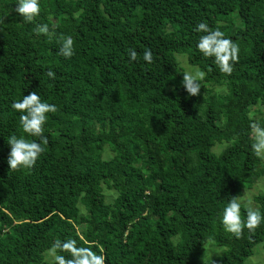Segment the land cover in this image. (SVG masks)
Returning <instances> with one entry per match:
<instances>
[{"label":"trees","instance_id":"trees-1","mask_svg":"<svg viewBox=\"0 0 264 264\" xmlns=\"http://www.w3.org/2000/svg\"><path fill=\"white\" fill-rule=\"evenodd\" d=\"M17 2L0 0V264H51L57 239L105 264H242L264 249V221L239 239L221 223L229 200L264 176L249 136L251 123L264 127V0H39L34 23ZM199 22L239 45L230 76L198 50ZM176 56L206 73L198 96L182 87ZM32 92L58 111L35 166L14 171L9 137L39 142L11 107ZM252 202L264 214V184ZM208 243L218 253L203 261Z\"/></svg>","mask_w":264,"mask_h":264},{"label":"clouds","instance_id":"clouds-1","mask_svg":"<svg viewBox=\"0 0 264 264\" xmlns=\"http://www.w3.org/2000/svg\"><path fill=\"white\" fill-rule=\"evenodd\" d=\"M16 12L23 17V21L34 23L41 13L39 0H18ZM197 32L206 33L202 35L197 44L198 50L205 58H213L221 73L231 75L234 71V64L239 61L240 48L232 39L226 38L224 32L219 29L212 30L207 23L199 22L196 26ZM34 32L37 35L43 34L50 39L56 34L50 31L48 24H36ZM74 40L71 36L61 37L60 55L71 58L74 55ZM131 61L137 60V52L129 50ZM143 59L147 63H154L151 49H147L143 54ZM47 75L54 79L55 73L51 70ZM206 73L197 69L195 72L185 71L183 73L182 87L190 96H198L201 90V81L205 80ZM12 109L21 113L19 120L24 133L28 136L36 137V140L29 141L25 137L17 138L12 135L7 143L11 151L8 156V165L11 170L31 169L37 160L45 152L48 145V137L44 135V125L48 119V113H56L57 106L43 102L36 92L24 95L21 101H15L11 105ZM252 151L255 156L264 160V127L259 122L250 124ZM242 207L246 209V219L242 218ZM264 221V214L259 209L253 208L250 202L245 203L241 198L232 197L222 212L221 223L226 232L236 238L243 235L244 229L254 232ZM102 251V249H101ZM68 252L71 258H66L59 253ZM51 257V264H105L106 257L97 255L92 247H78L75 239H68L61 242L57 239L47 250Z\"/></svg>","mask_w":264,"mask_h":264},{"label":"rangeland","instance_id":"rangeland-1","mask_svg":"<svg viewBox=\"0 0 264 264\" xmlns=\"http://www.w3.org/2000/svg\"><path fill=\"white\" fill-rule=\"evenodd\" d=\"M176 59L179 60V65L181 66V68L185 71H192L194 72L187 64L185 61V57L184 56H176ZM213 92L215 93H223L224 92V88L223 87H214L212 89ZM253 109L250 110V117L252 118H256V114L252 113ZM251 137V134L249 135ZM217 150V149H216ZM111 151L105 153V157H109L111 155ZM264 163V160H263ZM264 184V176L259 178V181L253 185L250 189L248 190H242L239 197L241 198L245 203L250 202L251 206L254 207V203L252 202V196L255 195L256 193L260 192L262 185ZM106 193V190L104 192V194ZM110 194L107 195L109 198L112 196V193L109 192ZM106 197V195H105ZM209 243L206 244V248L208 249ZM210 252H212L213 254H217L218 251H216L214 248H210L208 250H206V253L203 257V261L210 255ZM44 260L45 261H51V257L48 256L47 252L44 254ZM242 264H264V249L262 248V244H256L253 248H252V253L250 256H248Z\"/></svg>","mask_w":264,"mask_h":264}]
</instances>
